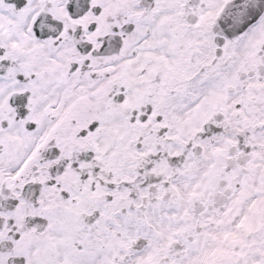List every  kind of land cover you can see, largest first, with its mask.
<instances>
[{
  "label": "snow or ice",
  "instance_id": "obj_1",
  "mask_svg": "<svg viewBox=\"0 0 264 264\" xmlns=\"http://www.w3.org/2000/svg\"><path fill=\"white\" fill-rule=\"evenodd\" d=\"M0 264H264V0H0Z\"/></svg>",
  "mask_w": 264,
  "mask_h": 264
}]
</instances>
